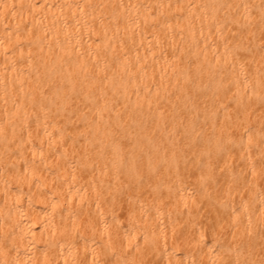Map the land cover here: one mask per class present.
<instances>
[{
  "label": "bare ground",
  "instance_id": "6f19581e",
  "mask_svg": "<svg viewBox=\"0 0 264 264\" xmlns=\"http://www.w3.org/2000/svg\"><path fill=\"white\" fill-rule=\"evenodd\" d=\"M0 264H264V0H0Z\"/></svg>",
  "mask_w": 264,
  "mask_h": 264
}]
</instances>
